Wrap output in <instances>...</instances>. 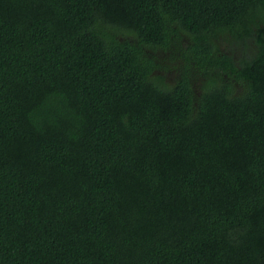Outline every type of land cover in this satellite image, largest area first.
Instances as JSON below:
<instances>
[{
    "label": "trees",
    "instance_id": "16d2710c",
    "mask_svg": "<svg viewBox=\"0 0 264 264\" xmlns=\"http://www.w3.org/2000/svg\"><path fill=\"white\" fill-rule=\"evenodd\" d=\"M0 264H264V0H0Z\"/></svg>",
    "mask_w": 264,
    "mask_h": 264
},
{
    "label": "rangeland",
    "instance_id": "374dc122",
    "mask_svg": "<svg viewBox=\"0 0 264 264\" xmlns=\"http://www.w3.org/2000/svg\"><path fill=\"white\" fill-rule=\"evenodd\" d=\"M171 55L169 52H161L159 54H157L158 57V62L160 63V68L158 69V71H155L156 75H160L163 74L164 77L166 75L167 77V81L165 82L166 85H170V81L169 79L171 77L174 76H179L182 74L183 69H181L182 64L179 60V58L176 56ZM171 59H170V58ZM175 57V58H174ZM165 77V78H166ZM182 79H180L179 81H181Z\"/></svg>",
    "mask_w": 264,
    "mask_h": 264
},
{
    "label": "flooded vegetation",
    "instance_id": "af4514ba",
    "mask_svg": "<svg viewBox=\"0 0 264 264\" xmlns=\"http://www.w3.org/2000/svg\"><path fill=\"white\" fill-rule=\"evenodd\" d=\"M181 62V64H182V67H184V62L183 61H180ZM159 76V79L161 80V81H163L164 83L167 81V77H166V75H165V77H164V75L163 74H160V75H158ZM181 76H182V74L181 75H179V76H174V77H171L170 79H169V81H170V85L169 86H175L176 85V83L181 79ZM193 86H195V85H193Z\"/></svg>",
    "mask_w": 264,
    "mask_h": 264
}]
</instances>
